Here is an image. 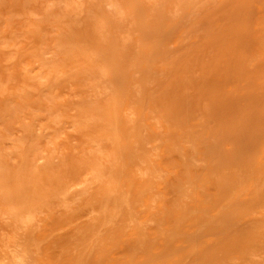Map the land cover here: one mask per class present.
I'll return each instance as SVG.
<instances>
[{
    "label": "rangeland",
    "instance_id": "374dc122",
    "mask_svg": "<svg viewBox=\"0 0 264 264\" xmlns=\"http://www.w3.org/2000/svg\"><path fill=\"white\" fill-rule=\"evenodd\" d=\"M0 264H264V0H0Z\"/></svg>",
    "mask_w": 264,
    "mask_h": 264
}]
</instances>
